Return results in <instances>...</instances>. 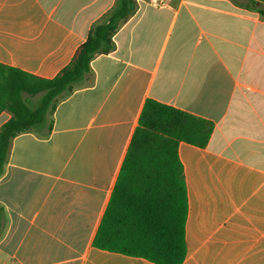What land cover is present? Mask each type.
<instances>
[{"label": "crops", "instance_id": "1", "mask_svg": "<svg viewBox=\"0 0 264 264\" xmlns=\"http://www.w3.org/2000/svg\"><path fill=\"white\" fill-rule=\"evenodd\" d=\"M135 1L116 17L117 0H0V63L46 79L114 20L112 49L59 99L50 134L11 140L0 264H157L94 246L147 99L213 125L206 146L178 147L181 264H264V1ZM11 118L0 111V128Z\"/></svg>", "mask_w": 264, "mask_h": 264}, {"label": "trees", "instance_id": "2", "mask_svg": "<svg viewBox=\"0 0 264 264\" xmlns=\"http://www.w3.org/2000/svg\"><path fill=\"white\" fill-rule=\"evenodd\" d=\"M135 6V0H117L122 13L114 16L123 17ZM113 21L111 17L107 24L97 25L71 63L52 79L0 63V111L12 113L0 128V174L13 137L27 131L50 134L59 99L88 80L95 54L112 49ZM39 93L43 94L38 105L30 106L29 99ZM212 129L205 119L147 99L94 246L157 264L183 263L188 199L178 147L182 141L206 146Z\"/></svg>", "mask_w": 264, "mask_h": 264}, {"label": "built area", "instance_id": "3", "mask_svg": "<svg viewBox=\"0 0 264 264\" xmlns=\"http://www.w3.org/2000/svg\"><path fill=\"white\" fill-rule=\"evenodd\" d=\"M166 0H156V3L159 2L161 5L165 4Z\"/></svg>", "mask_w": 264, "mask_h": 264}]
</instances>
